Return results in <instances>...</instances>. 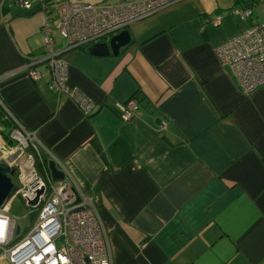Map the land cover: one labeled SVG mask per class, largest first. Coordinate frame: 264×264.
Here are the masks:
<instances>
[{
  "label": "crops",
  "instance_id": "0c3cea01",
  "mask_svg": "<svg viewBox=\"0 0 264 264\" xmlns=\"http://www.w3.org/2000/svg\"><path fill=\"white\" fill-rule=\"evenodd\" d=\"M10 6L0 3V106L93 196L111 264H264V83L244 92L214 53L246 24L219 8L214 24L203 1L184 0L129 22L116 55L63 50L67 84L95 102L85 115L42 63L28 75L44 16Z\"/></svg>",
  "mask_w": 264,
  "mask_h": 264
},
{
  "label": "built area",
  "instance_id": "2783aa9c",
  "mask_svg": "<svg viewBox=\"0 0 264 264\" xmlns=\"http://www.w3.org/2000/svg\"><path fill=\"white\" fill-rule=\"evenodd\" d=\"M175 1L179 0H0V3L7 2V5H15L27 12L38 10L43 14L45 51L38 59L28 61L26 71L31 78H38L41 71L35 65L42 63L50 74V87L72 97L83 114L89 115L94 102L77 87L67 84V61L61 56V50L90 45ZM232 12L238 13L241 20L251 14L249 7L233 9ZM219 19L220 16L215 15L211 22L216 24ZM52 28L62 39L59 48L55 47L50 35ZM214 51L218 61L230 68L244 92L264 83V19L243 27L217 44ZM136 105V99L131 97L121 116L129 118ZM8 137L21 149L16 164L24 157L18 172L20 185L17 191L26 203L37 188L45 187L41 175L26 160L28 147H35V132L15 121L8 128ZM10 147L4 144L5 151L9 152ZM5 202L0 203V263L5 260L6 264H111L106 232L99 220L94 198L80 192L76 185L61 183L50 190L47 197L42 191L35 204L39 208L35 223L14 242L11 239L16 223L8 214ZM57 238L62 239L58 246L55 243Z\"/></svg>",
  "mask_w": 264,
  "mask_h": 264
},
{
  "label": "rangeland",
  "instance_id": "374dc122",
  "mask_svg": "<svg viewBox=\"0 0 264 264\" xmlns=\"http://www.w3.org/2000/svg\"><path fill=\"white\" fill-rule=\"evenodd\" d=\"M83 1H85V2H104V1L114 2L116 0H83ZM181 1H184V0L175 1V3L176 2H181ZM201 1H203L204 6H206V8L208 9V11H209L208 15H210V16L215 15L216 12L214 10L219 8V12H226L227 11V12L231 13V15H233V16L236 15L237 17L235 16L233 18V20L239 22V21H241L240 18L238 17L239 14L238 13L234 14L231 11L233 9L240 10L242 8L249 7L250 10H251V14L248 15V16H244V18L242 19V22L245 23L246 26H248L251 23H255L257 21H260V20L264 19V0H201ZM11 6H15V5H11ZM7 15H9V13L6 14V17H7ZM55 34H57V31H56L55 28H52L51 32H50V35L52 36V38L54 40V44L56 43L55 39H54V35ZM108 36L102 38L101 40L106 39ZM42 41H44V33L42 34ZM61 44H62V42L60 44H58V46L61 47L60 46ZM75 46H77V45H75ZM75 46H72V47H75ZM72 47H70V48H72ZM61 51H63V50H61ZM214 53H215V51H214ZM38 58H39V56L34 57V58L30 59V60H36ZM27 63H28V61H27ZM27 63H26V65H24V68L27 67ZM222 66H224V65H222ZM226 66H224V67H226ZM41 67H43V66H41ZM226 68H227L228 71H230V68L228 66ZM59 94H64V93H59ZM64 95H66V94H64ZM68 97H70V96H68ZM70 98L73 100L72 97H70ZM130 98H131V96L126 98L121 103L120 108L122 107V109H121V111L119 113L121 118H123L121 116V112L124 109V105ZM95 108H96V106H95V102H94L93 111L95 110ZM2 110H4V109H2ZM92 112L90 114H92ZM2 117H4L3 118L4 120L0 119V122H1L0 123V126H1L0 127V129H1L0 133H1V136L4 137L5 142L7 144L11 145V147H10V151L9 152H7V151H5L4 153L0 152V158L4 159L5 161H8L10 164H13V161L16 159V157H18L20 155L21 149L15 145L16 144L15 140H11L8 137V127H9V124H10V119H9L10 116L3 111L2 112ZM17 167L20 168L18 166V164H17ZM19 170L20 169H18V171ZM10 178L13 181V183H15L17 186L20 185L18 183V180H17V172H15L12 175H10ZM68 182L71 185H77L76 183L70 181L69 179H68ZM5 205L7 207L8 214L15 220V223H17L19 225V232L17 234H13L12 239H11V242H14V241L18 240L20 237H22L33 226V224L36 221V217H37V213H38L39 208L38 207L33 208L31 206L26 205L25 202L21 199L20 195L17 194V193L15 195L9 197L7 199V201L5 202ZM98 217H99V220H100V222H101V224H102V226L104 228V225H103L102 220H101L99 215H98ZM104 230H105V228H104ZM61 242H62V239H59V238L55 239V243H56L57 246ZM4 262H6V261L3 260V262L1 264H6Z\"/></svg>",
  "mask_w": 264,
  "mask_h": 264
},
{
  "label": "water",
  "instance_id": "95a60500",
  "mask_svg": "<svg viewBox=\"0 0 264 264\" xmlns=\"http://www.w3.org/2000/svg\"><path fill=\"white\" fill-rule=\"evenodd\" d=\"M130 40L128 29L123 27L110 34L106 39L98 40L91 43L88 47L89 53L96 56H103L107 54H117L121 47L127 44ZM7 163V162H6ZM0 163V203H2L7 197L14 193L16 188L15 183L11 180L7 174L10 171L8 163ZM48 168L53 178L62 177V171L57 169L53 160H48ZM12 171V170H11ZM43 187H39L35 190L34 196L27 201L28 205L35 206L39 195L42 193ZM19 232V225L16 223L14 228V234Z\"/></svg>",
  "mask_w": 264,
  "mask_h": 264
},
{
  "label": "flooded vegetation",
  "instance_id": "af4514ba",
  "mask_svg": "<svg viewBox=\"0 0 264 264\" xmlns=\"http://www.w3.org/2000/svg\"><path fill=\"white\" fill-rule=\"evenodd\" d=\"M175 2L173 3H170V4H167L165 6H162L156 10H154L152 13H150V15L154 14L156 11L160 10V9H163L171 4H174ZM149 16V15H148ZM147 17V16H146ZM137 20V19H136ZM134 21V20H133ZM129 24V23H128ZM127 26V25H126ZM125 26V27H126ZM126 45V44H125ZM124 45V46H125ZM122 48V47H121ZM120 48V49H121ZM134 98V97H133ZM137 106V105H136ZM132 115V114H131ZM9 145V144H8ZM42 147L39 145V143L37 141H35V147L33 146H29L28 147V153L26 154V160H28V162H30V164L38 171V173L41 175L42 177V180L44 181V185L45 187H43V192L45 193V196L47 197L48 194L50 193V190H52L53 188L59 186L61 183H67V184H70L68 182V178L64 175V170H62L61 168L57 167V165L55 164L56 168L57 169H60L62 171V177L60 178H53L50 174V169L48 168V160H53L54 163H55V160L52 158H49L47 159L45 153L42 151L41 149ZM0 152L4 153L5 150H4V144L1 145L0 147ZM6 163L7 161H5L4 159H1L0 158V163ZM9 167H10V171L7 173L9 176L12 175L13 173L17 172V180H18V183H19V178H18V169H20L24 163V157L20 158L18 160V166L20 168H18L16 165V159L13 161V164H10L9 162H7ZM6 163V164H7ZM17 167V168H16ZM41 167H44V169H41ZM12 170V171H11ZM20 184V183H19ZM16 185V184H15ZM76 187L78 188V190L80 192H83L80 187H78V185H76ZM19 188V185L17 186L16 185V188L14 190V193L12 195H10L9 197L15 195L16 193L20 195V193L17 191V189ZM7 197L5 200L7 201V199L9 198ZM21 199L24 201L23 197L20 195ZM4 200V201H5ZM25 202V201H24ZM26 205L27 202L25 203ZM28 206H31V205H28ZM33 208H36L38 206H31ZM97 209V207H96ZM107 238V236H106ZM107 243H108V240H107ZM109 247V246H108ZM110 251V250H109Z\"/></svg>",
  "mask_w": 264,
  "mask_h": 264
},
{
  "label": "trees",
  "instance_id": "16d2710c",
  "mask_svg": "<svg viewBox=\"0 0 264 264\" xmlns=\"http://www.w3.org/2000/svg\"><path fill=\"white\" fill-rule=\"evenodd\" d=\"M26 13L28 14V13H31V12H26ZM77 46H82V47H85V48L88 49L89 44H81V45H77ZM75 47H76V46H75ZM130 96H132V95H130ZM1 108H2V107H0V119H1V120H4V119H3L4 117H2V112H3L4 110H2L3 108H2V109H1ZM12 125H13V123L9 124V127L12 126ZM9 127H8V128H9Z\"/></svg>",
  "mask_w": 264,
  "mask_h": 264
},
{
  "label": "bare ground",
  "instance_id": "6f19581e",
  "mask_svg": "<svg viewBox=\"0 0 264 264\" xmlns=\"http://www.w3.org/2000/svg\"><path fill=\"white\" fill-rule=\"evenodd\" d=\"M17 166V165H16Z\"/></svg>",
  "mask_w": 264,
  "mask_h": 264
}]
</instances>
